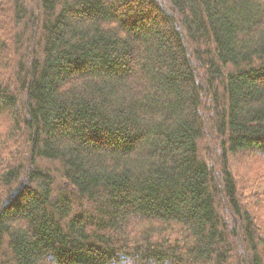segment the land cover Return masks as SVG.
<instances>
[{
	"label": "trees",
	"instance_id": "1",
	"mask_svg": "<svg viewBox=\"0 0 264 264\" xmlns=\"http://www.w3.org/2000/svg\"><path fill=\"white\" fill-rule=\"evenodd\" d=\"M0 121V264H264V0H0Z\"/></svg>",
	"mask_w": 264,
	"mask_h": 264
},
{
	"label": "rangeland",
	"instance_id": "2",
	"mask_svg": "<svg viewBox=\"0 0 264 264\" xmlns=\"http://www.w3.org/2000/svg\"><path fill=\"white\" fill-rule=\"evenodd\" d=\"M7 128L5 121H0V133ZM232 169L235 178L248 196L251 211L264 225V155L257 151H241L232 155Z\"/></svg>",
	"mask_w": 264,
	"mask_h": 264
}]
</instances>
